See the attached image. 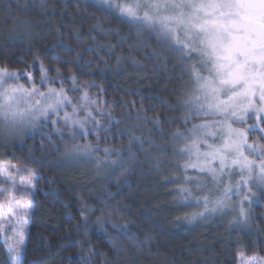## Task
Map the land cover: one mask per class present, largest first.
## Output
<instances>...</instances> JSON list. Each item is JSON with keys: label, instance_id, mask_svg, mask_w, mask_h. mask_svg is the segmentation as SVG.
Wrapping results in <instances>:
<instances>
[{"label": "trees", "instance_id": "obj_1", "mask_svg": "<svg viewBox=\"0 0 264 264\" xmlns=\"http://www.w3.org/2000/svg\"><path fill=\"white\" fill-rule=\"evenodd\" d=\"M17 3L4 6L5 11L4 3L0 5V69L15 74L5 85L44 92L75 80L85 83L90 98L81 102L82 113L89 115L83 129L43 119L35 135L14 144L1 142L0 128V160L18 163L27 176H36L33 192L0 181L4 189L12 188L0 192V202L10 193L33 202L23 264H239L241 254L264 255V196L243 222L233 207L222 219L214 218L204 212L203 201L221 195L226 183L205 173L202 177L219 192L191 195L178 189L197 188L194 178L199 174L179 159L158 161L155 171L143 178L142 171L127 168L132 158L142 157L145 146L171 142L177 132L194 125L193 120L178 119L176 105L181 82L191 87L194 78L189 71L173 72L190 66V52L176 51L164 60L147 58L153 50L138 48L125 16L101 0H71L60 11L51 2L42 4L54 12L46 18L39 9L20 12L25 3ZM16 16L39 19L37 33L13 34ZM99 24L105 32L95 26ZM113 30L128 36L127 41L119 42ZM129 55L134 61L126 59ZM136 61L144 68L132 64ZM77 145L94 150L73 156ZM148 181L153 187L147 189ZM105 185L112 196L102 194ZM146 189L150 193L144 200ZM110 206L114 209L108 210ZM112 223L127 225L128 234L114 231ZM0 264H10L3 241Z\"/></svg>", "mask_w": 264, "mask_h": 264}, {"label": "snow or ice", "instance_id": "obj_2", "mask_svg": "<svg viewBox=\"0 0 264 264\" xmlns=\"http://www.w3.org/2000/svg\"><path fill=\"white\" fill-rule=\"evenodd\" d=\"M104 2L108 3L109 0ZM147 7L153 10V13L145 12L143 17H137L132 8L123 11L132 17V23L147 24L150 29L157 32L162 46L168 47L171 51L187 49L190 53L198 52L203 63L209 65L208 76L199 73L194 76V93L185 101L191 114L219 115L223 116L225 121L244 123L246 118L254 113L256 119L264 123V0H158ZM169 10H171L170 15L162 14ZM178 31L183 33V40L176 35ZM0 73L15 75L8 74L4 69H0ZM46 78V76L42 77V82ZM37 91L38 89L33 88L32 92H29L23 86L0 91V98H3V102H0V118L22 121L27 111L13 107L18 103L16 96H30ZM64 92L63 89L60 91L49 89L47 93H42V96L52 97V100L40 110L39 117H32V122L35 123L37 119L62 110V105H70ZM82 99L86 103L90 102L87 94ZM76 111L77 109L73 107V115ZM58 122L59 119L54 123ZM64 123L66 126L71 124L73 128L80 125L83 129L84 122L74 120L65 113ZM217 123V121H205L194 125L193 129L189 130L190 136H215V133L208 132L207 129L214 128ZM257 128V125L249 126V130ZM259 130L264 132V129ZM227 132V139L220 147H213L203 140L199 142L193 140L190 145H185L180 150L181 154H190L192 149H198L200 144L210 151L203 154L197 151V163L189 161L184 167L206 168L215 177L216 169L212 166V162H218L221 178L229 166L239 167L241 172L247 171L251 177L256 164L249 160L244 152L247 150L257 155H264V145L249 144L245 131L234 129L231 124L227 125ZM80 134H84L83 130ZM71 135L74 137L76 133L73 132ZM176 135L181 134L178 132ZM137 139L133 137V141ZM93 150L91 145H77L70 154L73 156L90 154ZM105 151L108 152L107 149ZM201 155L205 161L203 164L199 163ZM112 163L116 164L117 161ZM259 168V180L264 182V163H261ZM246 184L247 181L241 177L240 190ZM178 191L189 192V189H178ZM236 194H238L237 189L226 188L222 198L215 202L217 209L224 206V201L229 195ZM249 195L252 193L249 192ZM200 202L196 201V203ZM203 203L207 204V199ZM243 211L241 209V213ZM111 227L114 231L125 235L129 231L127 225L123 224L112 223ZM22 243L23 241L20 240L9 247L10 253H17L16 256L11 257L10 264H22L18 251Z\"/></svg>", "mask_w": 264, "mask_h": 264}, {"label": "rangeland", "instance_id": "obj_3", "mask_svg": "<svg viewBox=\"0 0 264 264\" xmlns=\"http://www.w3.org/2000/svg\"><path fill=\"white\" fill-rule=\"evenodd\" d=\"M17 0H0V5L1 3H4L2 5V9L4 6H10L12 8V3ZM51 3H50V2ZM71 0H18L17 4H20L22 2L25 3V7H21V11H25L26 9H39V12L43 13V18H46L50 13H54L50 8L47 7L43 8L42 4H48L50 3L53 8H56L57 11H60V6H65L68 4V2ZM104 2V0H101ZM118 1H121L120 3ZM158 0H109L107 4H111L114 8H116L121 15L125 16V20H123L124 23L129 24L134 30V34L137 35L136 42L138 43V48L144 47L147 49L149 47L150 49L155 52L151 54H148L147 58L154 57L155 59L158 60H164V57L168 55V57H175V52L176 51H171L168 47L162 46L160 40H159V35L157 32L153 31L148 27L147 24L141 25L137 23H132V17L128 15L126 11H123L126 8H132L135 12L137 17H143L145 12H149V14L153 13V10L147 7V5L156 3ZM7 6V8H8ZM4 11L6 9H3ZM9 10V9H7ZM51 10V11H50ZM6 14V13H5ZM41 14V13H40ZM163 15H170L171 10L168 12L162 13ZM7 15V14H6ZM6 15H4L3 19L6 18ZM42 16V15H41ZM2 17V16H1ZM13 18V17H12ZM34 22V24L32 23ZM39 19L35 20H29V17L26 18V20H23L21 18H18L17 16L14 18V21L12 23V29H13V34H16L17 31H21L20 33H26L28 34L31 31H35L37 33V30L35 28L39 27ZM38 26V27H37ZM98 30H103L104 32L106 31L105 29H102L101 24L98 26L95 25ZM104 26V24L102 25ZM19 29V30H18ZM108 32L110 29H107ZM116 30H113L112 33H114ZM117 33V34H116ZM117 35L118 41L119 42H126L127 37H123L120 35V33L115 32ZM177 36H179L182 40L184 39L183 33L178 31L176 33ZM188 51V50H187ZM177 53V52H176ZM174 55V56H173ZM167 58V57H165ZM127 60L134 61L133 56L129 55V57H126ZM146 59V58H145ZM191 61L190 66L184 71H173L175 67H173V72L177 75H180L181 73L185 74L186 72H190V74L195 76L196 73H199L200 75L203 76H208V67L209 65L203 63L201 56L199 55L198 52L190 53L189 58L187 59L188 61ZM135 65L138 69L144 68L142 65L143 63L136 61L132 63ZM8 73V71L6 70ZM9 74V73H8ZM175 75H172V79H175ZM0 91H3L4 89L7 88H14L9 87V85H5V82L7 81L8 75H4L3 73H0ZM85 83H78V81L73 80V83H71L69 86H61L56 88L55 90L60 91L61 89L65 90L64 94L70 101V105H62L61 109L56 113H53L49 116L42 117L40 119H37L35 123L32 122V117H39L40 116V110L44 107L47 106L48 103L51 102L52 97L49 96H42V93H47L49 91L44 92H34L30 96L28 95H17L16 100L18 103L16 105H13V107H18L21 111H27V115L25 118L21 120H16V121H11V120H4L3 118H0V128L2 129L1 133V142L4 143H16V144H22L24 143L29 137L35 135V133L38 130L39 124L43 119H59V121L64 125V116H65V110L67 109L66 107H69L70 109L66 111V113L72 117L74 120H80L83 121V125L88 124L86 122L87 119V112L82 113L84 110L83 105L85 102L83 101L82 97L84 96V85ZM182 92L180 93L181 99H177V108L179 110V115L178 119L188 121V120H193L194 125L201 124L205 121L208 122H213L217 121L218 123L214 128H209L207 129L208 132L215 133V136H196V137H191L190 136V131L193 129L190 127L188 130H183L180 131L179 133L181 134L180 136H177L176 134L169 139L171 142L168 143H163V145L159 144H154L150 145V148L147 147V149L144 147L142 149L141 155L139 160L136 159L133 161V158L131 159L130 162H128V167L132 170V167L136 168L139 171H142L140 173V178H143L147 175L152 174L153 171H155V163L161 160H177L179 159L181 162H184L187 164L189 161H192L193 163H197V151L199 153L203 154L205 152L210 151L207 147H205L203 144H200L198 149L194 148L192 149L190 154H181L180 150L185 147V145H190L193 140L199 142L201 140L206 141L207 144L213 145V147H220L223 145L224 141L227 139V125L231 124V127L234 129L238 130H243L245 131V136L247 138V142L249 144L255 143L256 145H264V132L260 131L259 129H264V123H261L256 119L255 114H250L248 118H246L244 123H233L231 121H225L223 116L219 115H205L203 113L201 114H196L193 115L190 113L189 108L185 105V101L189 99L191 95L194 93V83H192L191 87H186V85L182 84ZM90 90L92 87L89 88ZM29 92H32V89H28ZM0 102H3V98H0ZM258 103V101H257ZM73 107L77 109L76 113L73 115ZM69 112V113H68ZM222 122V123H220ZM251 125H257L258 128L256 130H249V126ZM204 130H201L203 132ZM178 133V132H177ZM186 137H189L186 139ZM153 150V151H152ZM140 151V149H139ZM138 151V152H139ZM245 156L248 157L249 160H252L255 162L256 167L251 173V177L249 176V173L247 171L241 172L239 167H232L229 166L228 170L223 173V177L221 178V173H220V165L218 162H212V166L216 169V175L215 177L212 175L211 172H209L206 168L202 169L200 167L191 168L188 167L189 169H192L196 171L199 175L194 178L195 184L198 186L197 188H188L189 193L191 195H196L197 191L200 192H205V191H210L212 193H218L219 192V187L215 186H209L206 178L202 177V175L209 174L211 177H213L215 180L222 181L223 183H226V188L232 187L233 189H237L238 194L235 196L229 195L228 199L224 201V206L219 207L217 209L216 201L218 199L222 198V194L218 195L217 197H213L212 199H209L208 204H206L207 209L204 211L205 213L210 212L211 214L210 217H218L219 219H222L223 214L229 211L231 207L233 209H237L238 213L241 215L240 218L243 222V220H247L250 217V212L252 208L256 204H260L261 198L264 196V182H261L259 180V175H260V168L259 165L261 163H264V155H257L256 153L249 152L245 150L244 152ZM200 164L205 163L203 156L201 155ZM230 163V162H229ZM128 169V171H131ZM127 172V170H126ZM193 172V171H192ZM206 173V174H205ZM241 177H243L246 181L247 184L243 187L242 190L239 188V181L241 180ZM36 179L35 177L32 176H27V174L24 173V170L21 168V166L18 163H12L9 161H1L0 160V181H6L10 182L15 186L20 185L21 187H27V188H32L29 189L31 192L34 190L35 187V182L34 180ZM111 181H114L113 178ZM110 181V182H111ZM116 183V182H115ZM150 181L148 183H144L145 187L151 188L153 187L151 185ZM256 185H259L258 187ZM5 186V185H4ZM107 185L104 186V189H101V192L104 191L105 194H109L112 196V193H110L108 190H106ZM225 188V189H226ZM12 188H6L4 189L3 186H0V192L5 194L6 190L11 191ZM145 191L143 193L144 195V200L148 197L146 194L150 193V189ZM12 192V191H11ZM33 192V191H32ZM112 192V191H111ZM224 192V191H223ZM249 192L252 193V195H249ZM14 193V192H13ZM133 193V192H132ZM131 193V194H132ZM114 194V193H113ZM115 197L117 195V192H115ZM5 199L0 202V241L5 242L7 249H8V254L9 258L16 256V252H9V247L14 245L17 241L22 240L23 243L19 245L18 251L22 260L23 264V254L26 246V241H27V235L29 232L30 224H31V217L33 215V202L32 200H29V197H17L12 193L9 195H5ZM104 196V195H103ZM109 198V197H107ZM131 198V196H130ZM111 203V202H110ZM109 203V204H110ZM108 204V203H107ZM126 208H131L132 205L131 203L126 204ZM116 207V205H114ZM114 209V207L110 206L108 210ZM241 209H243V213H241ZM264 264V255H253L251 257H246L244 254H241L240 256V263L239 264Z\"/></svg>", "mask_w": 264, "mask_h": 264}]
</instances>
